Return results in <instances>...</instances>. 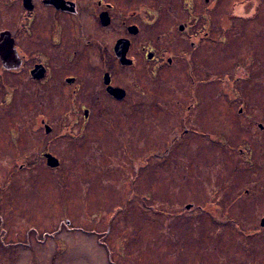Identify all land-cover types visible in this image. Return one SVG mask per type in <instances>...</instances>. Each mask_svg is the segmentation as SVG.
<instances>
[{
    "label": "rangeland",
    "instance_id": "374dc122",
    "mask_svg": "<svg viewBox=\"0 0 264 264\" xmlns=\"http://www.w3.org/2000/svg\"><path fill=\"white\" fill-rule=\"evenodd\" d=\"M77 1L17 39L33 60L65 32L52 82L16 71L0 90V264H264V0H105L106 27L99 0ZM18 7L0 0V29L24 23ZM125 16L141 26L134 67L113 54Z\"/></svg>",
    "mask_w": 264,
    "mask_h": 264
},
{
    "label": "flooded vegetation",
    "instance_id": "af4514ba",
    "mask_svg": "<svg viewBox=\"0 0 264 264\" xmlns=\"http://www.w3.org/2000/svg\"><path fill=\"white\" fill-rule=\"evenodd\" d=\"M4 6L8 9H11L12 7H18L19 5L21 6V9H23V11H21V15L20 18H22L24 20V17L22 15H26L25 16V21L23 23V21L21 20V24L17 26V29H11L8 27H2L0 29V90L2 91V94L4 95L5 98H7L9 100V96L12 95L10 94V83L6 82V78L8 77V75L11 74V72H21L22 75L26 74V72H28L30 74V78L35 81L38 82L40 84L42 83H48L50 84L52 82V80L55 78L56 75V69L54 66V59H53V53L55 50H58V48H60L63 44H64V40H65V32H63L61 30V28L56 24V27H53L51 32H50V44L53 47V50L50 51L51 53H48L47 51L43 50V49H36L33 53L29 54L32 56V59H29L26 52H25V48L22 51L23 52V56L24 58L21 57H16L15 56V52H17L16 50L18 49L17 45V39L20 35H22L23 33L21 31H23L25 28L24 33L23 34L26 38H30V35H32L35 31H32L31 29L28 28L29 24L27 23L26 18L28 17L29 19H31V24L34 27V24L38 23L41 21V16L43 14V11H45V9H48L51 11V16H53L52 14L56 15V18L58 17V15L61 14H67V15H71V14H75L76 12H79V8L80 5L78 4L77 0H2ZM192 3H194V0H191ZM207 2L210 0H206ZM40 3V4H38ZM99 5L105 6V8L103 10H101V12L99 13V22L100 25L103 27H106L105 25H110L113 21V18L110 14V11L114 8V5L112 3H108L105 0H99ZM246 4H249V0H245ZM262 0H250V5H252L253 9L255 11L259 10V7L262 5ZM20 6L18 7L20 9ZM45 8V9H44ZM13 9V8H12ZM153 10V9H159L157 7V4H149L148 2V6H146L145 10ZM253 10V12H254ZM40 12H42L40 14ZM135 13V10L133 12V14ZM189 13H191L190 9H189ZM35 14H36V20L35 21ZM132 14V15H133ZM195 16H199L200 14H194ZM206 16H208L211 19V15L206 12L205 14ZM22 16V17H21ZM102 16L103 19L106 21L108 19V23H103L102 22ZM131 16V14H130ZM203 16V15H202ZM19 18V19H20ZM122 26H125V34L121 35L120 37H118L113 45V54L115 56V59L117 60V62L119 63V65L121 67H134L137 65V61L138 58L131 54L132 52V46L134 44V40L133 37H136L140 31H141V26L139 23H137L136 21H132V20H128V17L125 16V18L122 20L121 22ZM185 27V25L180 24L179 26V30H183ZM35 29V27H34ZM57 30V32H56ZM187 32L192 36L193 32L190 30H187ZM203 38V37H202ZM198 39L197 41V45H200L201 39ZM120 40H123L124 45L121 49V52L123 54L124 52V47L125 45L127 46L126 48V52L123 58L120 57L119 55V50L116 49V46L118 44V42ZM67 44V43H65ZM64 44V45H65ZM63 45V46H64ZM150 46V47H148ZM21 47H22V43H21ZM164 48V47H163ZM153 46L152 45H144L143 46V51L146 54L147 59H154L155 57H158L159 55L156 54L153 50ZM29 59L30 61H33V64H31L28 68H27V63H26V58ZM190 57V56H189ZM131 61V63H128V61ZM72 61V60H70ZM172 62L169 61L168 63ZM151 74L154 73V75L156 74V71L153 70V72H150ZM108 74V79H109V83L106 82V75ZM20 78V77H19ZM76 76L74 75H66L64 77V81L65 84L68 85L69 87H72L73 84L76 81ZM102 81H103V85H104V89L106 90V93L109 95V97H111L112 99H115L116 101H124L127 96V88L123 85H119L113 82V78H112V74L110 71H104L103 73V77H102ZM108 87H113V88H122L125 90L126 94L123 98H119L116 96V94L110 92L108 90ZM18 87L14 86L13 91L17 90ZM77 92V89L74 88L71 91V94H75ZM76 112L77 109H74ZM92 110H94L93 107H86L84 109V122L83 124H86L89 119L91 118L92 115ZM49 126V125H46ZM75 126V125H74ZM73 126V128H74ZM261 128L263 127V125H260ZM50 127V126H49ZM72 128V129H73ZM51 129V127H50ZM46 152H50V151H46ZM52 153V152H50ZM53 154V153H52ZM56 156V155H55ZM57 157V156H56Z\"/></svg>",
    "mask_w": 264,
    "mask_h": 264
},
{
    "label": "water",
    "instance_id": "95a60500",
    "mask_svg": "<svg viewBox=\"0 0 264 264\" xmlns=\"http://www.w3.org/2000/svg\"><path fill=\"white\" fill-rule=\"evenodd\" d=\"M102 22L103 23H108V19L105 21L103 19V16H102ZM123 45H124L123 40H120L118 42L117 46H116V49L119 50V55H120L121 58L124 57L125 52H126V48H127V46L125 45L124 52L122 54L121 49H122ZM128 63H131V61L129 60ZM108 77L109 76L107 74L106 77H105L107 83H109ZM108 90L110 92L116 94V96L119 97V98H123L125 96V94H126L125 90L122 89V88L108 87ZM46 128H47V131H48L50 127L49 126H46ZM44 156L46 158V163H47L48 166H50L52 168H56V167H58L60 165V160L54 154H52L50 152H46V153H44ZM261 225L264 226V217H263V219L261 221Z\"/></svg>",
    "mask_w": 264,
    "mask_h": 264
},
{
    "label": "trees",
    "instance_id": "16d2710c",
    "mask_svg": "<svg viewBox=\"0 0 264 264\" xmlns=\"http://www.w3.org/2000/svg\"><path fill=\"white\" fill-rule=\"evenodd\" d=\"M216 204L219 206V207H222L221 205H219L217 202H216ZM219 207H218V209H219Z\"/></svg>",
    "mask_w": 264,
    "mask_h": 264
},
{
    "label": "bare ground",
    "instance_id": "6f19581e",
    "mask_svg": "<svg viewBox=\"0 0 264 264\" xmlns=\"http://www.w3.org/2000/svg\"><path fill=\"white\" fill-rule=\"evenodd\" d=\"M52 168V167H51Z\"/></svg>",
    "mask_w": 264,
    "mask_h": 264
}]
</instances>
